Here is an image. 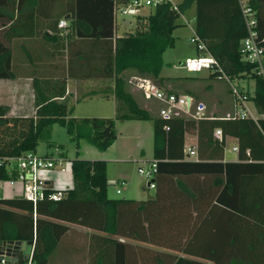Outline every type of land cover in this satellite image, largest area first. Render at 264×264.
I'll return each instance as SVG.
<instances>
[{"label": "trees", "instance_id": "16d2710c", "mask_svg": "<svg viewBox=\"0 0 264 264\" xmlns=\"http://www.w3.org/2000/svg\"><path fill=\"white\" fill-rule=\"evenodd\" d=\"M12 1L0 0V27L10 23L4 8L11 7ZM115 1L127 0H75L71 21L76 36L110 43L103 75L114 80L110 92L116 102L115 116H67L70 111L65 105L52 101L41 105L35 117H18L8 116V106L0 105V158L34 152L40 133L54 122L64 125L75 140L84 138L105 150L116 138V120L149 119L153 160H157L154 192L143 199L111 198L106 162L77 157L70 161L72 185L63 189L61 199L48 198L52 188L35 204L22 195L0 199V240H33L32 260L47 264L69 224H76L101 233L90 234L95 239L89 264H264L260 246L264 242V75L241 57L247 30L238 1L182 0L177 5L183 12L194 4V28L226 75L254 79L250 98L258 113L255 119L224 115L165 119L142 108L131 91L135 84L130 78L160 84L162 53L174 44L172 32L179 12L169 3L148 8L146 15L136 17L142 29L114 38ZM262 4L264 0L254 1L264 45ZM5 37L0 35V78H13ZM218 74L211 71L208 78ZM59 83L62 94L65 80ZM218 128L219 138L214 136ZM188 132L197 135L198 160L184 158ZM226 136L238 139L241 162H222ZM206 149L208 153H203ZM8 171L4 161L0 178H9ZM93 244L98 250H93Z\"/></svg>", "mask_w": 264, "mask_h": 264}, {"label": "crops", "instance_id": "0c3cea01", "mask_svg": "<svg viewBox=\"0 0 264 264\" xmlns=\"http://www.w3.org/2000/svg\"><path fill=\"white\" fill-rule=\"evenodd\" d=\"M75 8V0H21L20 2L19 0H13L11 7L4 8L7 14L11 16V20L10 23L0 27V35L6 36L5 42L11 49V66L14 73L13 78H0V105L8 106V116L35 117L36 111L41 105L52 101L64 104L67 111L72 113V117L113 116L115 100L110 90L114 85V80L103 75L107 68L106 60L109 57L110 43L104 39L76 36L74 29L71 27ZM90 9L93 10V7H90ZM261 12H264V4L261 6ZM138 16H135V18ZM61 19L67 21L65 27H59L58 23ZM11 22L12 28L8 29ZM121 25L116 22V17H114V38L127 34L123 33L125 23ZM22 31L25 33H22ZM203 53L208 52H199L196 49L195 55L186 56L184 59ZM179 62L181 64L182 61ZM180 68L182 67L180 66ZM161 70L162 67L159 72L161 81L158 86L165 91L186 94L196 101H201L205 105L206 117L223 116L221 113L228 112L227 109L229 108L232 109L229 112H234L236 106L227 87V81L218 78H208V72L205 76L198 77L192 84V87H205V91L202 93L200 91L192 92V89L186 87L184 82L179 79L180 76L166 75ZM138 78L140 77H131L130 81L134 84L135 81L140 84L144 80L143 78V80H137ZM232 79L233 81L236 80L235 77ZM61 80H65L62 94V89L59 85ZM220 81L226 83L227 94L220 88ZM206 90H210L211 93H207ZM131 91H133V88ZM249 91L250 96H252L254 88L253 91ZM249 103L252 104L253 113L258 117L251 98ZM82 106L87 108L86 112L88 113L86 115H80V113L73 115V111L78 107L82 108ZM125 121L120 120L122 125H125ZM143 127L145 128V126ZM119 133H122L120 135L122 137L118 138L119 136H116L111 145L107 149L102 150L103 152L101 151V155H94L93 157L83 155L81 158L105 160L107 192L116 188L115 182L125 179L127 183L124 186V194L127 197L123 198L133 199L136 196L135 194H139L137 185L127 187L126 173L121 170L122 166L118 164L120 162L128 163L126 161L127 158L129 156L132 158L133 156V151H131L133 146L128 143L130 137L125 135L127 132L123 135L120 130ZM133 136L134 138H141L138 134ZM214 136L219 138V136L215 135V131ZM118 139L120 141L116 142ZM137 141L136 145L133 144L134 147L139 145L141 152H144L141 139H137ZM237 145L238 139L236 137H225L222 162L242 161L239 159L238 150L233 149ZM189 149H194L196 153L190 155ZM105 151L107 154H105ZM208 151V149L203 150V153H208ZM151 153V160H153V147ZM184 158L187 160H198L197 135L195 132L185 134ZM109 161L117 164L109 166L107 164ZM132 161L135 162L134 160ZM149 161L141 160L142 164L138 166H142ZM68 170L70 171V163ZM61 171L50 169L38 175L47 182L48 188L65 189L72 185V183H69L72 182V175L71 171L70 176L68 174L63 175ZM144 183L143 185L141 184L142 190L147 188L145 181ZM1 192L3 198L21 196L23 187L20 182H16L13 187L5 185ZM140 196H142V191ZM92 232L93 234H101L86 227L69 224L68 231L62 236L47 264H89L88 252L92 240L94 241L95 239L94 235L90 236ZM120 240L124 241L125 239L120 238ZM260 246L264 254V242H261ZM93 250H98L94 244Z\"/></svg>", "mask_w": 264, "mask_h": 264}, {"label": "built area", "instance_id": "2783aa9c", "mask_svg": "<svg viewBox=\"0 0 264 264\" xmlns=\"http://www.w3.org/2000/svg\"><path fill=\"white\" fill-rule=\"evenodd\" d=\"M241 9L242 19L247 30V35L243 38L240 44V54L244 61L254 65L258 74L264 75V45L260 43L258 33V18L256 15V9L254 8L255 0H237ZM162 3H169L171 7L182 14L177 2L173 0H127L124 3L114 2L113 4V17L117 14L120 15H141L140 9L143 7H156ZM185 24H189L190 21L183 18ZM59 27H65L67 21L65 19L59 20ZM190 40L196 44V49L199 52H206V47L203 41L197 34L194 26H191ZM187 72H200L206 69L208 72L219 71L217 75L218 79H223L229 83L231 95L234 98L235 110L234 112H226L224 118H252L256 116L249 108L244 95L243 89L236 87L233 83V79L226 75L216 58L209 53H203L195 57L186 58L180 65ZM143 94L148 99H154L161 103L159 108V115L162 118L168 119L173 116H187L191 118H204L205 105L201 101H196L190 96V100H187L188 95L177 94L174 92H168L158 87L156 84L149 80H143L140 84ZM215 135L221 137V129H215ZM234 150H238L237 146L233 147ZM190 155H194L196 151L194 149L188 150ZM8 162L9 165V178H0V199L3 198L2 190L5 185L13 187L16 182H20L23 187L22 196L27 200H30L35 204L38 200L45 197V190L48 188L46 181L38 174L50 170L55 167V161L49 156H41L33 151L26 152L18 157H3L0 158V166ZM137 173L145 178L146 187L154 189L155 182L154 177L157 173V160H150L147 166H138ZM125 179H120L115 182L116 193H121L123 187L126 185ZM65 195L63 189H54L48 198L57 201ZM4 264V260H2Z\"/></svg>", "mask_w": 264, "mask_h": 264}, {"label": "rangeland", "instance_id": "374dc122", "mask_svg": "<svg viewBox=\"0 0 264 264\" xmlns=\"http://www.w3.org/2000/svg\"><path fill=\"white\" fill-rule=\"evenodd\" d=\"M175 2H181L182 0H173ZM140 13H143V15H146L149 12L148 7H143L140 10ZM195 13V7L194 4L188 5L181 15H179L177 19L178 26L173 30L172 35L174 37V44L170 47H167L164 52L162 53V72L166 75L171 76H180V80L184 82V85L186 87H189L193 91H197L200 93L205 91V87L198 86V87H192V84L194 81L198 79V77L205 76L208 71L206 69H203L200 72H187L186 70L180 68V62L184 61L186 56H193L196 52V44L193 43L190 40V36L192 33L191 26H193L194 18L193 15ZM183 18L190 21L189 24H185L183 21ZM137 18H135L134 15H116V22L118 24L124 25L125 28H123V33H133L136 31V29H142L143 26L141 22L136 21ZM121 25V26H122ZM264 59V58H263ZM123 75L125 76L126 73L123 72ZM242 80H240L241 78ZM236 80L234 81V85L238 88H242L244 95L246 96L247 105H250L249 108L252 110V104L249 103L250 100V91H253L254 88V80L251 77H244V76H236ZM137 80H143L142 78H138ZM145 80V79H144ZM223 80V79H222ZM209 81V80H207ZM228 83V82H227ZM135 86L133 87V95L137 99L138 104L142 108H146L148 111L158 114L159 108L161 106V103L153 100L148 99L144 96L143 91L138 83L135 81ZM220 88L226 92L227 87L230 91V86L228 83V86L226 87V83L223 81H220ZM249 87V88H248ZM207 93H211L210 90H206ZM227 94V92H226ZM233 98V96H232ZM234 100V98H233ZM87 104V103H86ZM81 106V105H80ZM114 109V106H113ZM232 109H227L229 112ZM87 108L78 107L75 111H73L74 114H85ZM106 113V112H103ZM108 113V112H107ZM113 116L116 114V102H115V112H113ZM226 112H222L221 115H225ZM67 116H72V113H68ZM112 116V117H113ZM116 132L119 136L118 138H121L120 136L122 133H119L121 130L123 132V135L125 132H127L125 135L127 137H130L129 144L133 146L131 151H133L132 158L129 156L127 158L128 163L120 162L121 170L126 173V179L128 180V186L130 187L132 185H137V190L139 194H135L136 196L133 197V199H141L146 198L148 196H151L154 192V189L146 188L145 190L141 188V184L143 185L145 178L142 175H139L137 173V166L141 163V160H151L152 159V147L154 143V136H153V129H152V123L150 120L145 119H130L125 121V125H122L120 120H116ZM145 126V128L143 127ZM125 129V130H124ZM130 130V132H128ZM140 133V134H139ZM138 134L141 138H134L133 135ZM116 139V138H115ZM137 139H141L142 147L144 149V152H141L140 146L136 145L138 143ZM120 139H118L116 142H119ZM134 144V145H133ZM94 145H92L90 142H88L87 139H79L75 140L72 138V136L67 132L66 127L62 125L59 122H54L48 125L46 128L43 129V131L40 133L37 146L35 148V153L38 155H45L51 157L55 161V167L53 168V171H60L64 174H68L70 176V171L68 170V166L71 160L75 158H81L83 155H86L88 157H93L94 155H101V151ZM103 152V151H102ZM108 152V151H107ZM105 154L106 151H105ZM101 160V159H100ZM134 160L135 162H133ZM105 161V160H104ZM106 162V161H105ZM109 166H113V161L107 162ZM130 164V165H129ZM134 164V165H133ZM147 166V163L144 164ZM67 171V173H66ZM52 173V172H51ZM53 174V173H52ZM72 183V182H69ZM19 184V183H18ZM145 184V183H144ZM67 186V185H66ZM63 187V186H62ZM65 187V186H64ZM109 190V189H108ZM116 188L110 189L107 194L111 198H123L127 197L126 194H124V187L121 191V193H116ZM142 191V196H140ZM144 191V192H143ZM140 197V198H139ZM136 244L135 241H132Z\"/></svg>", "mask_w": 264, "mask_h": 264}, {"label": "water", "instance_id": "95a60500", "mask_svg": "<svg viewBox=\"0 0 264 264\" xmlns=\"http://www.w3.org/2000/svg\"><path fill=\"white\" fill-rule=\"evenodd\" d=\"M33 244V240H0V264L2 260L4 264H36L32 260Z\"/></svg>", "mask_w": 264, "mask_h": 264}]
</instances>
